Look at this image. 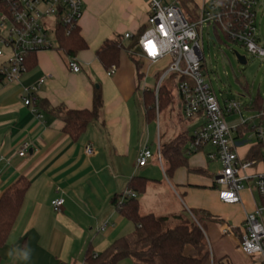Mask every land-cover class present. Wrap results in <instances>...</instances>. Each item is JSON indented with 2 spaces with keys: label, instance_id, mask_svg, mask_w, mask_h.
Returning a JSON list of instances; mask_svg holds the SVG:
<instances>
[{
  "label": "crops",
  "instance_id": "1",
  "mask_svg": "<svg viewBox=\"0 0 264 264\" xmlns=\"http://www.w3.org/2000/svg\"><path fill=\"white\" fill-rule=\"evenodd\" d=\"M82 1L80 33L88 47L75 57L80 71H72L70 58L52 48L38 51L36 64L17 80L0 79V197L20 177L29 181L20 213L7 242L0 247L5 264H83L89 247L95 252L102 251L116 238L132 232L133 222L122 215L113 198L124 194L133 176L147 177L142 173L148 162L137 165L139 152L145 145L152 150L151 146L156 143L157 152L190 124L183 115L179 118L174 115L176 108L182 110L174 92L171 104L162 108L171 112L163 120L159 117L162 109H159V92L155 87L170 57L150 62L135 55L144 62L139 76L126 49L121 51L119 65L112 75L96 56L105 40L118 35L126 46L137 43L141 29L146 26L147 1ZM208 1L189 0L188 6L195 7L199 13ZM126 33L132 36L126 38ZM5 61L0 57V70ZM151 71L155 73L154 83L148 82ZM44 76L46 81L33 94L37 109L34 112L24 103L26 88ZM99 87L104 98L102 114L73 139L52 109L91 108L94 90ZM148 89L154 90L156 100L155 116L151 118L144 103V92ZM168 124L175 126V132H168L165 126ZM24 144L27 148L20 155ZM86 144L93 146L91 155L84 151ZM246 150L247 147L239 149L241 154ZM198 152L206 156L205 150ZM191 156L189 169L201 168L205 172L202 166L191 164ZM189 169L179 167L169 177L164 165L168 182L147 177L150 181L139 201L141 214L166 215L193 207L187 201L194 198L193 188L200 185L197 181L200 173ZM153 191L157 193L156 198ZM244 192L251 198V204L246 207L239 202L243 207V221L256 201L254 192L248 188L241 191ZM58 198H63L64 203L56 210L52 202ZM214 202L226 204L219 199L218 192ZM159 203L169 208L162 210L165 212L154 210ZM203 209L212 212L208 205Z\"/></svg>",
  "mask_w": 264,
  "mask_h": 264
},
{
  "label": "built area",
  "instance_id": "2",
  "mask_svg": "<svg viewBox=\"0 0 264 264\" xmlns=\"http://www.w3.org/2000/svg\"><path fill=\"white\" fill-rule=\"evenodd\" d=\"M10 4L9 13L0 15V57L4 48L12 55L6 58L0 73L6 81H14L27 71L26 58L40 50L58 46L60 28L71 34L80 24L83 15L82 0H6ZM149 12L144 31L140 34L134 49L140 47L137 55L150 62L170 57L168 66L159 76L156 92L163 82L176 74V87L181 103L183 117L190 122L194 130L190 133L189 152L206 151V157L218 161L221 169L214 176V186H219L218 197L223 203L242 202L241 191L248 188L257 192L259 198L255 207L245 216L240 248L247 256L258 255L264 264V93L250 105H244L235 98L219 99L211 80L203 73V36L213 27L223 31L226 36L245 47L252 55L264 59V43L257 36V6L259 0H209L197 17L192 19L179 4V0H148ZM131 33L125 37L130 38ZM69 66L78 72L81 67L75 58H70ZM117 66L109 68V74L116 72ZM42 77L26 88L24 103L34 112L35 94L46 81ZM256 110L258 122L250 125L244 119V111ZM229 115H240L239 123L229 124ZM250 132L252 139H245ZM247 147L244 154L239 149ZM27 144L19 154L24 155ZM93 146L86 144L87 155L93 153ZM157 155L163 163L160 147L156 154L145 145L139 152L137 165L144 166L148 159ZM246 184L249 187H246ZM136 196L129 188L123 194ZM123 200V199H122ZM63 198L52 202L59 210ZM223 233L233 230L227 223L220 226ZM84 264V263H83ZM212 264L214 260L212 259Z\"/></svg>",
  "mask_w": 264,
  "mask_h": 264
},
{
  "label": "trees",
  "instance_id": "3",
  "mask_svg": "<svg viewBox=\"0 0 264 264\" xmlns=\"http://www.w3.org/2000/svg\"><path fill=\"white\" fill-rule=\"evenodd\" d=\"M179 4L192 19L198 15L196 8H189V0H179ZM10 4L6 0H0V15L9 13ZM141 29L140 34L144 31ZM57 48L67 57L75 58L78 52L88 47L87 42L80 33L79 26L69 35L60 28L58 32ZM134 45L126 46L121 36L105 40L96 51V56L102 65L108 69L112 65H119L121 51L126 49L135 62L139 76L141 63L136 58L137 52ZM27 68L36 64V53L26 58ZM176 74L169 76L161 85L158 94L159 109H162L173 101L176 87ZM3 78L0 73V79ZM144 103L149 118L155 116L156 100L154 90L144 92ZM104 108V98L101 88H96L93 93L91 108L74 109L60 106L52 109L64 122V131L73 139H77L88 125L100 118ZM191 140L188 129L178 137L161 147L162 158L166 162V174L171 177L179 167L189 169L188 159L196 152H189L187 144ZM194 172L204 171L201 168L189 169ZM149 178L135 175L128 188L136 193V196L116 195L113 202L122 215L133 222L135 229L123 236L116 238L105 249L99 252L89 247L86 251L84 264H119L123 259L130 258L134 264H212V257L208 240L203 227L191 216L204 214L210 216L207 209H184L178 213L157 215L155 213L141 214L139 196L145 193ZM29 181L26 177H20L0 197V247L9 237L14 223L23 205L25 193ZM123 199V200H122ZM0 264L2 259L0 256ZM215 264V263H214Z\"/></svg>",
  "mask_w": 264,
  "mask_h": 264
},
{
  "label": "rangeland",
  "instance_id": "4",
  "mask_svg": "<svg viewBox=\"0 0 264 264\" xmlns=\"http://www.w3.org/2000/svg\"><path fill=\"white\" fill-rule=\"evenodd\" d=\"M146 1L149 5V1ZM256 24V34L260 38V41L264 43V0H259V4L257 6ZM208 32L209 33H207V28H205L203 36V51L205 56L203 61V73L205 78L207 80H211L215 93L220 100L224 98H235L244 105H251L255 99L260 98V94L262 96L264 93V59L252 56L244 46L230 40L221 30H215L213 27H211ZM52 41L55 44V49L62 53L57 48L53 38ZM235 52H238L240 55H244L247 59V63L242 64L237 58ZM11 55V49L4 48V56H2V58L6 59ZM139 61L142 66L144 62L142 60ZM154 74L155 73H153V71L148 74L149 83L155 82ZM174 93L177 102V91L174 90ZM180 111L178 108H176L174 115L177 118L183 115L181 109ZM169 112H171L170 109H162L161 113L159 114L161 120H163L165 115ZM257 114L258 112L256 110H245L243 113L244 119L246 120L254 118L250 120V125L256 124L258 122V119L256 118ZM240 120V115H229L227 117V122L229 124L239 123ZM169 124L165 125L168 128V132H175V126H171ZM187 128L190 133L194 130V127L190 124L187 125ZM245 139H252L251 142H253L252 134L248 132L245 136ZM151 148L153 153L156 154V143L155 145H152ZM204 157L206 158L203 152H198L192 155L190 158L192 165L202 166L205 169V172H197L200 173L198 174L199 176H197V181L200 182V185L193 188L194 198L190 201H187V204L188 206L193 207L200 205L197 207L198 209L208 205L212 209V212L210 211L211 215L209 217L201 213L197 214V216L191 214V216L204 229L208 240L210 254L214 260V263L262 264L260 256H247L240 248L242 235L241 226L244 222L242 215V204L226 203L225 205H219L214 202L215 195L220 188L219 186H214V176L221 169V164L218 161H211L208 158L205 159ZM164 165L166 166L165 160L163 159V163L161 165L157 155H155L153 158L148 159V164L143 170L142 174L150 178L165 180V182H168L163 170ZM246 187H249V185L246 184ZM152 195L153 198H156V191H153ZM253 195L256 200L259 198V195L256 191L253 193ZM142 196H140L139 201H141ZM241 199L246 207H250L251 198L245 192L241 195ZM193 207H190V209H194ZM167 208H169L168 205L165 204L162 206L161 203H159L158 207H155L154 210L161 212L162 210H167ZM223 223L229 224L231 227H233V230L226 234L223 233L220 230V226ZM131 224V228L134 230L135 225L133 223ZM5 262V260H2V264H5ZM119 264H134V262L132 259L126 258L123 259Z\"/></svg>",
  "mask_w": 264,
  "mask_h": 264
},
{
  "label": "water",
  "instance_id": "5",
  "mask_svg": "<svg viewBox=\"0 0 264 264\" xmlns=\"http://www.w3.org/2000/svg\"><path fill=\"white\" fill-rule=\"evenodd\" d=\"M137 52H141V49L140 47H137L136 49ZM236 55H237V58L239 59V61L242 63V64H246L247 63V59L244 55H240L238 52H235Z\"/></svg>",
  "mask_w": 264,
  "mask_h": 264
}]
</instances>
